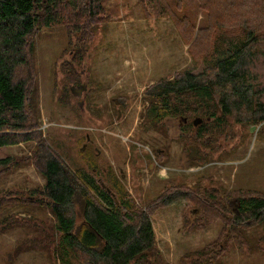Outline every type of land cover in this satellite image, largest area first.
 <instances>
[{"label": "rangeland", "instance_id": "374dc122", "mask_svg": "<svg viewBox=\"0 0 264 264\" xmlns=\"http://www.w3.org/2000/svg\"><path fill=\"white\" fill-rule=\"evenodd\" d=\"M96 2L100 13L85 22L67 12L37 29L18 71L30 84L32 139L0 147V158L10 157L0 172V264H80L64 260L56 220L38 198L40 148L73 168L97 152L95 165L110 167L150 215L155 250L145 264H264V220L234 216L239 198L264 196V121L219 110L214 118L204 110L159 123L144 117L153 83L185 69L209 72L213 47L222 51L240 24L263 47V0ZM257 68L264 81L263 58ZM82 84L81 94L71 92ZM116 98L127 101L118 106ZM106 177H96L105 188L113 183Z\"/></svg>", "mask_w": 264, "mask_h": 264}, {"label": "trees", "instance_id": "16d2710c", "mask_svg": "<svg viewBox=\"0 0 264 264\" xmlns=\"http://www.w3.org/2000/svg\"><path fill=\"white\" fill-rule=\"evenodd\" d=\"M223 1V6L230 7L235 0ZM63 5L66 12L61 10ZM97 7L96 0H0V147L32 139L28 130L33 126L27 110L32 99L30 84L18 71L28 65L34 32L67 12L71 19L85 22L92 14L100 13ZM242 13L232 17L235 22ZM259 36L255 29L240 24L239 34L228 40L224 36L228 43L222 51L213 47L209 72L185 69L153 83L145 92L150 101L149 121L157 123L163 116L184 119L187 112L197 115L199 110L209 111L211 118L219 110L222 118L235 112L251 123L264 121V81L257 68L259 60H264V46L260 47ZM199 129L201 137L205 130ZM37 152L35 163L44 178L38 198L45 200L56 220L64 260L69 263L73 258L80 264H145L155 250L150 215L121 189L111 168L95 169L91 159L84 167L73 168L50 150L40 148ZM9 163L10 157L0 158V172ZM102 173H108L106 179L115 185L109 182L105 188L98 183L96 177ZM170 194L165 200L172 197ZM238 209L240 213L234 215L237 218L245 215L264 220V196L241 197Z\"/></svg>", "mask_w": 264, "mask_h": 264}, {"label": "flooded vegetation", "instance_id": "af4514ba", "mask_svg": "<svg viewBox=\"0 0 264 264\" xmlns=\"http://www.w3.org/2000/svg\"><path fill=\"white\" fill-rule=\"evenodd\" d=\"M118 100H121V99H118V98L114 99L116 105H118V106L122 105V103H125L127 101L125 98H123L121 101H118ZM149 108H150V105H148L147 108L145 109V116H144L148 121H149V118H147V113H148L147 111H148ZM120 110H121V108H119V111H118L119 114L121 113ZM159 122L160 121H157V123H159ZM95 151H98V150H95ZM97 155H98L97 152L93 153V158H94V162L95 163H96ZM100 167H102V169L105 170V171H107V169H108V167L105 166V165L104 166H100ZM95 169H97L96 165H95ZM110 178H113V176H110ZM102 182H104V181H102Z\"/></svg>", "mask_w": 264, "mask_h": 264}, {"label": "water", "instance_id": "95a60500", "mask_svg": "<svg viewBox=\"0 0 264 264\" xmlns=\"http://www.w3.org/2000/svg\"><path fill=\"white\" fill-rule=\"evenodd\" d=\"M86 88V85L85 84H82L80 85L79 87H74V86H71L70 87V90L72 93H75V94H81V92ZM201 122V119L196 117L194 120H193V125H197L198 123Z\"/></svg>", "mask_w": 264, "mask_h": 264}]
</instances>
